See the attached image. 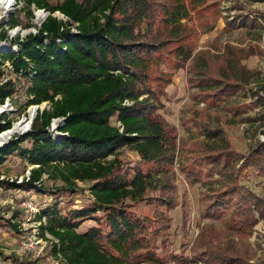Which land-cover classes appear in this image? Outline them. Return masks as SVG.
Segmentation results:
<instances>
[{
	"label": "trees",
	"instance_id": "trees-1",
	"mask_svg": "<svg viewBox=\"0 0 264 264\" xmlns=\"http://www.w3.org/2000/svg\"><path fill=\"white\" fill-rule=\"evenodd\" d=\"M15 1L23 2L30 15L34 6L50 16L38 33L15 40L18 49L0 47V107L12 101L20 88L28 97L27 108L45 103L49 107L38 110L29 131L0 146V167L14 157L33 167L30 181L19 184L0 179V190L35 192L53 199L52 204H37L35 221L46 219L40 233L58 240V244H52V253L54 257L61 255L64 264H165L156 240L170 229L166 213L175 208L177 200L160 175L165 172V164L172 163L177 142L155 118V105L150 99L154 95L150 63L161 49L157 32L143 34L139 29L150 17L155 2ZM57 12L67 21L54 17ZM18 26L13 17L9 27ZM9 41L7 31L0 33V42ZM7 63L13 78L6 77L3 67ZM208 75L197 84L203 91L217 88V96L223 99L239 89L236 84L229 86V82ZM144 96L148 97L142 99ZM258 103L264 108V99L258 98ZM258 120L264 121V111ZM55 121L58 127L52 129ZM11 127L7 114L1 115L0 134ZM211 134L215 133L209 132L207 137L213 138ZM201 149L196 152L203 154L191 160L187 173L197 180L206 178L211 185L205 216L220 221L240 240L249 238L257 225L255 213L264 217V200L241 184L240 177L242 170L264 162V144L248 156V164L241 170L237 168L239 154L230 147L211 144ZM124 150L135 152L142 163L156 168L137 166L134 172L123 174L117 156ZM45 176L60 181L61 186L45 188ZM79 183H92L86 189L92 199L85 205L71 200L85 190ZM214 185L220 189L212 190ZM151 190L161 192L147 198ZM64 196L69 202L60 206ZM142 201L155 208L153 217L142 218L131 210V203ZM86 221H94L95 226L79 232ZM8 223L9 228L22 232L19 224ZM207 239L196 258L203 264H251L246 249L225 246L213 235Z\"/></svg>",
	"mask_w": 264,
	"mask_h": 264
},
{
	"label": "rangeland",
	"instance_id": "rangeland-1",
	"mask_svg": "<svg viewBox=\"0 0 264 264\" xmlns=\"http://www.w3.org/2000/svg\"><path fill=\"white\" fill-rule=\"evenodd\" d=\"M152 1L155 2L154 10L139 28L143 34L156 31V42L161 48L157 52L159 56L152 57L153 61L150 63L154 88V95L150 99L155 105V118L163 123L177 142L172 163L165 164V172L160 175L177 204L166 213L170 229L166 235L161 232L159 236L162 239L156 240L158 254L165 264H203L196 260L202 251L200 246L213 235L216 242L225 246H234L240 251L246 249L251 264H262L264 217L255 213L257 225L249 238L240 240L229 234L220 221L205 216L204 208L212 193L211 185L205 181L206 178L197 180L190 176L187 168L195 156L203 154L196 152L197 150L214 144L228 146L229 150L239 154L237 168L241 170L247 166L248 156L256 152L255 149L260 144H264V121L258 120L264 111L258 103V98L264 99V2ZM31 11L33 15H30L23 2L17 3L15 0L9 8H0V13H3L0 16V33L7 31L10 38L8 43L0 42V47L18 49L16 39L38 33L50 13L34 6ZM53 16L67 21L59 12ZM13 17L19 26L11 29L9 22ZM244 20L247 22L243 23ZM251 22L255 24L253 27ZM3 69L6 70L7 78H13L8 71L10 64L7 63ZM207 74L212 79L229 82V86L236 84L239 89L235 88L233 95L223 99L217 96V88L203 91L197 84ZM211 82H206L208 87ZM27 102L28 97L20 88L12 101H7L0 107V116L7 114L15 128L29 118L31 109L36 108H27ZM48 107L45 103L40 109ZM33 121L27 130L15 133L12 138H2L6 133L0 134V146L29 131ZM57 127L58 121L53 122L52 129ZM208 131L215 133L211 134L213 138L207 137ZM117 158L122 163L123 174L127 171L134 172L137 166L144 170L156 168L142 163L140 157L131 150L122 151ZM30 167L28 163L14 157L0 167V170L5 178H16ZM219 177L215 175V179ZM240 179L241 184L264 200V162L259 163L258 167L242 170ZM43 181L45 188L61 186L60 181L50 180L46 176ZM90 185L92 183H79V188L85 190L79 191L71 200L77 205L87 204L92 199L90 192L86 190ZM213 188L218 191L220 186L214 185L212 190ZM160 192L151 190L147 198L157 196ZM25 199H34L38 205L53 203L50 196L35 192L6 193L0 190V252L3 254L0 256V264H53L55 257L51 243L45 240L34 241L36 244L30 250L26 247L27 240L24 239L33 234L36 218L21 206ZM60 202V206H65L69 199L64 196ZM154 209L147 201L131 203V210L142 218L153 217ZM8 222L19 224L22 232L19 234L9 228ZM93 226L94 221H86L79 232H85ZM163 236L167 237L163 239ZM59 260L60 264L65 263L63 258Z\"/></svg>",
	"mask_w": 264,
	"mask_h": 264
},
{
	"label": "built area",
	"instance_id": "built-area-1",
	"mask_svg": "<svg viewBox=\"0 0 264 264\" xmlns=\"http://www.w3.org/2000/svg\"><path fill=\"white\" fill-rule=\"evenodd\" d=\"M127 104H130L129 102ZM120 127V124H118ZM33 167H30V169H28L24 174H22L19 177L16 178H5L3 175L1 176L0 179H6V180H10V181H17V183L21 184L24 182H28L31 179V169ZM39 185H41V183H39ZM21 206L23 207V209L26 210V212L30 213L31 215H33L34 217H36V214L39 212V208L38 205L36 203V201L34 199H27L24 200L21 203ZM36 226H35V230L33 232L32 235L25 237L24 240L26 241V247L30 250L33 245H35L36 243L34 241H41V240H45L51 244H58V240H56L54 237H52L50 234L46 233L44 236L41 235L40 233V226L44 223H46V219H43V221L41 222H35ZM30 237V238H29ZM62 259L61 255H58V257H55V260L53 262V264H60V260Z\"/></svg>",
	"mask_w": 264,
	"mask_h": 264
},
{
	"label": "bare ground",
	"instance_id": "bare-ground-1",
	"mask_svg": "<svg viewBox=\"0 0 264 264\" xmlns=\"http://www.w3.org/2000/svg\"><path fill=\"white\" fill-rule=\"evenodd\" d=\"M10 6L11 5H9L7 8H9ZM2 7L3 6H0V8H2ZM37 110H39V108H37V107L31 109L30 112H29V118H27L25 121H23V123L20 122L21 124L16 125L15 128L12 127L13 129H11V130H9L7 132H4L6 134L3 133L4 135L2 134L3 135L2 138H9V137H11L12 135H14L17 132H21V131L27 130L29 128V126L31 125L32 121L35 119V117L37 115V112H38Z\"/></svg>",
	"mask_w": 264,
	"mask_h": 264
},
{
	"label": "clouds",
	"instance_id": "clouds-1",
	"mask_svg": "<svg viewBox=\"0 0 264 264\" xmlns=\"http://www.w3.org/2000/svg\"><path fill=\"white\" fill-rule=\"evenodd\" d=\"M12 3H13V0H0V6H3L4 8H7ZM2 15L3 13H0V16Z\"/></svg>",
	"mask_w": 264,
	"mask_h": 264
},
{
	"label": "water",
	"instance_id": "water-1",
	"mask_svg": "<svg viewBox=\"0 0 264 264\" xmlns=\"http://www.w3.org/2000/svg\"><path fill=\"white\" fill-rule=\"evenodd\" d=\"M41 26H42V25H41ZM41 26H40V27H41ZM35 107L39 108V110H41V111H43V110H44V109H40V106H35ZM1 134H2V133H1Z\"/></svg>",
	"mask_w": 264,
	"mask_h": 264
}]
</instances>
